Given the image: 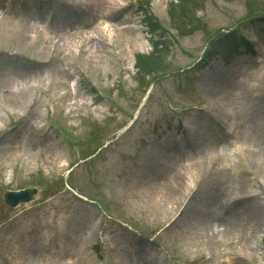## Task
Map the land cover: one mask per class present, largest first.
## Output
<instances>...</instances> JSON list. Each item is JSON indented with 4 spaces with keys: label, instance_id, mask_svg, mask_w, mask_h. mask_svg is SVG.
<instances>
[{
    "label": "rangeland",
    "instance_id": "374dc122",
    "mask_svg": "<svg viewBox=\"0 0 264 264\" xmlns=\"http://www.w3.org/2000/svg\"><path fill=\"white\" fill-rule=\"evenodd\" d=\"M139 1L0 0V246L26 264H264V60L217 47L236 28L264 44V0H148L175 73L147 90L134 79L152 38ZM156 159L185 176L171 196L148 180ZM36 184L32 200L6 203ZM225 199L246 228L223 239Z\"/></svg>",
    "mask_w": 264,
    "mask_h": 264
},
{
    "label": "trees",
    "instance_id": "16d2710c",
    "mask_svg": "<svg viewBox=\"0 0 264 264\" xmlns=\"http://www.w3.org/2000/svg\"><path fill=\"white\" fill-rule=\"evenodd\" d=\"M189 1V0H188ZM138 9L143 14L142 22L146 26L148 33L151 34V51L148 54L137 53L135 54V81L137 84L143 85L147 87L149 83L156 80L159 76H157L161 72H165L170 67V61L166 59L167 54L162 53L161 49L165 48L168 44L166 42L165 35L162 33L160 34V39H154L153 33L159 29V24L157 20L153 17L151 12L149 11L148 1L144 0L138 6ZM186 14V13H185ZM190 14H187L188 16ZM192 19H189L191 21ZM178 26V25H177ZM179 27V26H178ZM180 30V29H179ZM235 33L231 32L228 34H224L220 36L221 42L217 45L222 46L223 44L232 45L234 48L238 46L235 43L245 45V41L242 38L237 40L235 37ZM163 39V40H161ZM246 48H249L246 46ZM200 66L197 64L196 67ZM187 74V72H184ZM149 78L148 81H145V78ZM153 79V80H152ZM152 80V81H150ZM35 180L42 181L41 175L35 176ZM36 181V182H38Z\"/></svg>",
    "mask_w": 264,
    "mask_h": 264
},
{
    "label": "bare ground",
    "instance_id": "6f19581e",
    "mask_svg": "<svg viewBox=\"0 0 264 264\" xmlns=\"http://www.w3.org/2000/svg\"><path fill=\"white\" fill-rule=\"evenodd\" d=\"M93 49V47H90ZM167 160H158L156 161L152 160V162H149L150 164L147 165V170L150 171L147 175L148 180L152 187L159 188L164 194L171 196L175 192H178L182 189L183 183H185V176L180 170H176L178 172H172V170H169L168 164H165ZM264 184V179H263ZM227 195V194H226ZM254 199L256 196H253ZM226 203H222L223 206V214L229 213L228 217L222 218L218 216L215 220L219 222L223 226V232H222V238L226 239L229 238L230 234L231 236L235 235L236 228H246L245 221L240 213L241 206H238L236 202H229L228 199ZM229 202V203H228ZM258 209L261 210V205L258 202ZM262 215V213H260ZM216 214L212 212L209 215V218L211 220H214V216ZM232 218V219H231ZM232 221H237V223ZM259 224H261V219L259 221ZM238 225V226H237ZM222 244H224L223 240H221ZM228 243V242H227Z\"/></svg>",
    "mask_w": 264,
    "mask_h": 264
},
{
    "label": "water",
    "instance_id": "95a60500",
    "mask_svg": "<svg viewBox=\"0 0 264 264\" xmlns=\"http://www.w3.org/2000/svg\"><path fill=\"white\" fill-rule=\"evenodd\" d=\"M33 192L34 190L8 191L5 194V200L10 205H15L20 201L29 200Z\"/></svg>",
    "mask_w": 264,
    "mask_h": 264
}]
</instances>
